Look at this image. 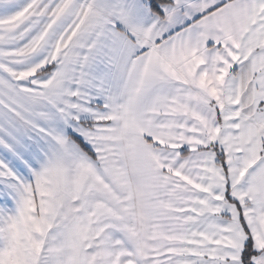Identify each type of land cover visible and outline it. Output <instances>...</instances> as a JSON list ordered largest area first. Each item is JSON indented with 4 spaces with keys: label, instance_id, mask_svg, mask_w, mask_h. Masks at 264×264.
<instances>
[{
    "label": "snow or ice",
    "instance_id": "1",
    "mask_svg": "<svg viewBox=\"0 0 264 264\" xmlns=\"http://www.w3.org/2000/svg\"><path fill=\"white\" fill-rule=\"evenodd\" d=\"M0 264H264V0H0Z\"/></svg>",
    "mask_w": 264,
    "mask_h": 264
}]
</instances>
